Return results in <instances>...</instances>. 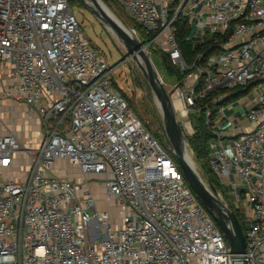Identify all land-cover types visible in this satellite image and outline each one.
I'll use <instances>...</instances> for the list:
<instances>
[{"label": "built area", "instance_id": "obj_1", "mask_svg": "<svg viewBox=\"0 0 264 264\" xmlns=\"http://www.w3.org/2000/svg\"><path fill=\"white\" fill-rule=\"evenodd\" d=\"M114 1L183 75L169 92L176 119L184 133L190 114L204 113L218 195L245 213L247 264H264V0ZM178 18L203 45L190 63L175 39ZM0 66L5 96L40 120L34 147L0 135V264H232L222 232L113 85L115 67L69 0H0ZM236 89L250 101L223 124ZM88 175L102 177L114 220L96 208Z\"/></svg>", "mask_w": 264, "mask_h": 264}, {"label": "water", "instance_id": "obj_2", "mask_svg": "<svg viewBox=\"0 0 264 264\" xmlns=\"http://www.w3.org/2000/svg\"><path fill=\"white\" fill-rule=\"evenodd\" d=\"M90 14L119 42L127 57L140 69L154 96L160 112L159 128L163 140L172 152L186 183L199 204L214 220L228 245L232 264H247L245 243L240 222L231 207L222 201L210 180L204 181L187 154L190 150L183 130L172 108L169 93L157 75L145 50L147 42H141L102 4V0H80ZM191 151V150H190Z\"/></svg>", "mask_w": 264, "mask_h": 264}, {"label": "rangeland", "instance_id": "obj_3", "mask_svg": "<svg viewBox=\"0 0 264 264\" xmlns=\"http://www.w3.org/2000/svg\"><path fill=\"white\" fill-rule=\"evenodd\" d=\"M105 5L107 6L109 12H111L128 30L132 32L134 29L133 22L131 19L125 14L124 10L114 1V0H102ZM72 11L76 18L81 23V26L90 39L91 43L106 57L110 66L115 67L113 70V79L116 83V86L123 90L127 98L132 103V109L135 113L141 118H143L144 122L146 123L147 128L149 131L155 130L159 128L160 122V112L156 105V101L154 96L148 86L147 81L143 77L140 69L138 66L131 60V58L127 57L125 54L124 48L121 46L119 42L114 40L107 30L90 14V12L82 5L80 0H71ZM133 33V32H132ZM144 43V41H143ZM147 55L152 63L153 68L155 69L157 75L159 76L160 80L162 81L166 91L169 93L172 84H174L175 80L172 76H168L164 70V67L161 64L162 54L164 53L160 48V44H156L155 42L149 44L145 49ZM165 54V53H164ZM248 94H246L244 98H248ZM230 103L227 104L225 107L230 108ZM239 101L235 108H238ZM234 109V108H233ZM3 116V115H2ZM6 116L7 124L8 122L11 125L13 121V117L9 114L4 115ZM193 121L191 122L192 128L188 129V132H184L185 139L188 136H191L194 133V125ZM161 134V132H160ZM187 141V139H186ZM188 144V143H187ZM189 147V146H188ZM190 149V148H189ZM191 150V149H190ZM188 151L193 164L198 171L199 175L202 177L204 181L209 180V173L206 172L203 168H201V164L197 157L195 156L194 152ZM193 154L195 160L193 158ZM58 170H63L65 172L70 171V164L66 161L63 162L60 166H58ZM88 181L92 187V192L95 194L96 198L98 199L96 202V208L98 210H109L111 220H114L115 217L118 215V207L113 204H107L104 200V182L101 176L97 175H88ZM218 190V188H216ZM226 200L232 204V208L234 211L238 212L240 223L244 228V224L246 221L245 213L239 207V204L234 202V198L224 194ZM224 198V199H225ZM240 208V209H238ZM240 210L242 213L240 214ZM244 217V218H243Z\"/></svg>", "mask_w": 264, "mask_h": 264}, {"label": "trees", "instance_id": "obj_4", "mask_svg": "<svg viewBox=\"0 0 264 264\" xmlns=\"http://www.w3.org/2000/svg\"><path fill=\"white\" fill-rule=\"evenodd\" d=\"M69 4L72 8L71 0H69ZM132 21V20H131ZM133 22V21H132ZM81 25V23H80ZM134 29L136 30V33L138 34L141 42H147L152 38L151 33H146L141 27H139L135 22H133ZM82 27V26H81ZM83 29V28H82ZM191 33V28L187 25L186 21L182 18H178L177 21L175 22V39L178 44V47L182 53L183 58L187 63H190L192 59L194 58L195 54L202 50L203 45L202 44H194L192 41L188 39V36ZM90 40V39H89ZM91 42V41H90ZM92 47L96 50H98L92 43ZM99 51V50H98ZM161 64L164 67V70L168 76H172L174 80L180 81L183 75L179 72L178 68L176 66H173L168 58L162 54L161 55ZM113 85L116 86V83L114 82L113 79ZM123 97L126 99L128 105L132 107V103L127 98L125 93L123 92L122 89L118 88ZM246 91L244 90H239L236 89L233 95H243L245 94ZM134 111V110H133ZM135 112V111H134ZM141 118V116H139ZM143 120V118H141ZM190 120L191 122L193 121L194 125V133L191 136L186 137L187 143L189 148L191 149L192 152H194L195 156L197 157V160L202 163L200 166L203 168L206 172L209 173L208 179L213 183L215 188H218V183L214 177V175L211 173L208 163H207V156L209 153V142L213 138V135L209 131V129L205 126L204 124V113H198V114H190ZM144 122V120H143ZM145 127L147 126L146 123L144 122ZM148 127V126H147ZM146 127V128H147ZM149 130V128H147ZM150 132L158 139V141L167 148L162 135L160 134L158 127L155 128V130H150ZM193 154V158L195 160ZM196 162V160H195ZM231 207V205H230ZM233 210V208L231 207ZM235 216L237 217L238 221L240 220L238 212L234 211ZM240 222V221H239ZM241 224V223H240ZM242 230L243 226L241 224Z\"/></svg>", "mask_w": 264, "mask_h": 264}, {"label": "crops", "instance_id": "obj_5", "mask_svg": "<svg viewBox=\"0 0 264 264\" xmlns=\"http://www.w3.org/2000/svg\"><path fill=\"white\" fill-rule=\"evenodd\" d=\"M8 72L5 68L0 66V135H4L8 132H12L18 136L23 145L34 147L36 143L40 141V120L38 114L29 110L23 102H15L10 98L6 97L4 92L6 90L8 81ZM246 94L233 96L230 102V108L224 109L225 118L222 120L223 124L226 122L227 118L235 120L239 118L241 112L246 109V105L250 101V96L248 98L241 99ZM237 101H239L238 108H235ZM234 108V109H233ZM9 114L13 117V121L10 123L6 121V116ZM3 115V116H2ZM242 126L249 127L250 124L245 119H240ZM237 125V124H236ZM235 125V126H236ZM237 127V126H236ZM17 157H21L17 154ZM23 163H28L26 160L22 159ZM64 160H57L55 162V167L58 168ZM12 173L16 174V168L12 169ZM75 179H79V174H74ZM243 216V215H242Z\"/></svg>", "mask_w": 264, "mask_h": 264}, {"label": "bare ground", "instance_id": "obj_6", "mask_svg": "<svg viewBox=\"0 0 264 264\" xmlns=\"http://www.w3.org/2000/svg\"><path fill=\"white\" fill-rule=\"evenodd\" d=\"M102 4L105 6V8L108 10V8H107V6L105 5V3L102 1ZM109 11V10H108ZM174 105H176V106H178L179 105V103L178 102H174ZM187 156H188V158L192 161V159H191V157H190V155H189V153L187 154ZM192 163H193V161H192ZM194 165V164H193ZM195 167V166H194ZM196 169V168H195ZM197 171V170H196Z\"/></svg>", "mask_w": 264, "mask_h": 264}]
</instances>
